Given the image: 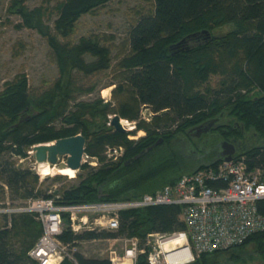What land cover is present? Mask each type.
<instances>
[{
    "label": "trees",
    "instance_id": "1",
    "mask_svg": "<svg viewBox=\"0 0 264 264\" xmlns=\"http://www.w3.org/2000/svg\"><path fill=\"white\" fill-rule=\"evenodd\" d=\"M109 1L57 2L52 31L42 22L46 9L29 11L24 0L9 1L7 12L22 19L18 28L33 29L46 38L58 70L57 79L41 93L30 89L23 74L4 84L0 92V183L8 189L12 208L16 202L20 205L51 195L42 192L36 174L3 156L25 159L34 145L79 134L85 141V153L101 164L95 170H81L76 184L62 193L61 204L136 199L174 184L196 168H207L210 160L192 167L172 141L218 117L230 119L212 129L222 139L250 138L235 157L244 156L248 170H264V0H144L148 8L135 13L136 19L117 47L114 64L113 44L108 46L105 37L90 35L77 44L68 41L82 16ZM87 56L91 62L85 60ZM109 69L118 80L113 83L112 101L104 104L97 98L70 105L81 92L73 73L92 76ZM214 77L217 82L213 84ZM143 105L153 116L149 122H136L135 129L145 136L130 141L127 136L133 131L122 134L107 126L108 117L114 115L137 121ZM163 110H167L165 115H157ZM160 138L161 144L136 158ZM108 145L124 148L115 163H104L102 153ZM2 187L0 197L5 193ZM0 203L3 208L4 200ZM256 207L264 217V200ZM180 211L179 206H157L121 212L115 231L74 234L66 221L58 239L79 245L136 238L141 246L150 233L184 231ZM41 234V225L31 214H0V264H36L27 253ZM75 257L77 264H110L108 259H88L79 253ZM61 264L72 263L64 259ZM135 264H148L147 252ZM190 264H264V238L256 235L229 250L201 254Z\"/></svg>",
    "mask_w": 264,
    "mask_h": 264
},
{
    "label": "built area",
    "instance_id": "2",
    "mask_svg": "<svg viewBox=\"0 0 264 264\" xmlns=\"http://www.w3.org/2000/svg\"><path fill=\"white\" fill-rule=\"evenodd\" d=\"M103 102L108 101L103 99ZM144 106L140 109L139 120L149 122L153 113L144 109ZM111 118L108 117V127H112ZM135 123L120 119L125 132L135 130ZM127 139L137 140L131 136H127ZM123 154V147L106 146L105 162L115 163ZM26 159L33 169L31 149L27 151V157L21 160ZM82 165L93 170L99 163L96 157H90L83 151L80 160ZM55 189L54 186L48 190L50 198H30L13 209H0L5 214H31L41 225L42 234L27 253L36 264H61L64 259L77 264V245L64 244L58 239L66 221L74 234L99 228L115 231L119 226L118 217L121 212L157 206H179V219L186 229L172 234L150 233L141 246L136 238L125 240L122 261L116 262L117 258L111 256L110 264H135L137 257L146 252L148 264H174L168 261L169 254L174 251L182 261L179 264H190L201 254L229 250L256 235L264 238V217L256 207L258 201L264 200V170H248L244 156L182 175L174 184L136 199L61 204L62 196L55 193ZM173 237H178L180 244L168 242Z\"/></svg>",
    "mask_w": 264,
    "mask_h": 264
},
{
    "label": "rangeland",
    "instance_id": "3",
    "mask_svg": "<svg viewBox=\"0 0 264 264\" xmlns=\"http://www.w3.org/2000/svg\"><path fill=\"white\" fill-rule=\"evenodd\" d=\"M9 1L10 0H0V92L2 91L4 84L12 82L17 75L23 74L27 79L30 89L35 93H41L43 90L50 87L58 77V70L54 58L45 37H42L33 29L25 27L18 28V25H21L22 23V19L16 13L9 14L7 12ZM60 1L62 0H24L23 6L29 11L39 7L46 9L47 11L42 18V22L52 31L53 23L57 18L54 7L56 3ZM139 8L146 10L148 5H146L144 0H111L103 7L95 10L94 13L82 16L68 41L71 44H77L80 38H87L90 35L105 37L108 46L113 44L111 47V58L112 64H114L117 47L125 38L131 24L136 19L137 16L135 13L140 10ZM109 36L113 37L114 40L111 41L108 38ZM61 42H66V40L61 39ZM85 60L87 62L92 61L88 56L85 57ZM73 79L75 86L79 88L81 92L76 95L74 101L70 102V105L79 101H92L97 98L102 102L103 99H106L108 101L106 103H109L112 101L111 93L115 87L113 83H117L118 81L115 79L114 73L111 69L92 76L73 73ZM216 82L217 78H212L211 83L214 84ZM88 87H93L94 89L90 93H85L84 90ZM226 120L227 118L223 117L217 123L218 127L224 126ZM139 121L142 120H139L138 115V120L135 122ZM133 132L134 133H131L128 136L136 139L145 136L144 131H136L135 129ZM218 142L219 139L216 140L215 138H212L206 143L204 137L202 139H195L190 138L187 135H177L173 139L172 145L182 158H190L193 160L196 156L202 153V145L208 144L217 146ZM31 148L32 147H30L29 150ZM105 148L106 147H104V151ZM104 151L102 156L104 157V163H106ZM3 160L14 161L17 167H31L28 159L22 161L20 158L11 157L9 154H5ZM20 160L22 162H20ZM98 163L99 165L96 168L101 164L99 161ZM96 168L94 167L93 170ZM81 170H88L87 165L80 166L73 178L67 177L68 175L64 173L57 175L52 173L46 176H39V174H36L38 177V186H40L42 192H45L46 194L49 189L55 186V193L62 196L64 191H67L71 186L76 184V176L81 173ZM56 177H59L60 179L54 180ZM2 185L3 184L0 183V187H2ZM2 189L5 193L4 195H1L0 202L4 200L3 204H5V206L0 209H13L14 207L12 208L10 205L8 189L5 190L4 187H2ZM19 203L20 202L14 203L15 207H17ZM0 214L5 213L1 211ZM7 214L8 213H6V215ZM102 230L109 231L105 228L97 229V231ZM125 240L129 239H101L82 242L77 245V249L79 254L88 259L109 260L111 256H115L117 258L116 262H120L124 255ZM111 252L113 255H111Z\"/></svg>",
    "mask_w": 264,
    "mask_h": 264
},
{
    "label": "water",
    "instance_id": "4",
    "mask_svg": "<svg viewBox=\"0 0 264 264\" xmlns=\"http://www.w3.org/2000/svg\"><path fill=\"white\" fill-rule=\"evenodd\" d=\"M144 109H149L148 106H144ZM167 113V110H163L159 112L157 115H165ZM221 119V117L210 119L190 130L186 133L187 136L190 138L200 139L201 136L207 135L212 128H214L215 124L218 123V121ZM110 125L114 130H116L119 133H125L124 128L120 124V118L117 115L112 116ZM163 142V139H159L156 141L151 147H149L146 150H143L139 155L136 156V158L140 157L142 154L147 152L149 149L158 146ZM84 138L80 135L58 139L50 143L46 144H39L36 146H33L31 148L32 151V158L34 161V168L31 169L28 166L25 167L27 171L31 172L32 174H36L37 166L40 163H47L50 168H58V169H64L66 167L72 169L73 171H77L80 168V160L84 151ZM218 148H222L221 154L219 158L210 160L209 164H207V167H209L213 162H221V161H231L235 158V145L231 142L222 141L217 144ZM227 148V149H225ZM193 153V152H192ZM191 153V154H192ZM199 170L196 168L194 172Z\"/></svg>",
    "mask_w": 264,
    "mask_h": 264
},
{
    "label": "flooded vegetation",
    "instance_id": "5",
    "mask_svg": "<svg viewBox=\"0 0 264 264\" xmlns=\"http://www.w3.org/2000/svg\"><path fill=\"white\" fill-rule=\"evenodd\" d=\"M230 121V119L227 118L226 120V123H228ZM217 124H215L216 126ZM214 126V128H215ZM212 128V129H214ZM210 130V132L207 134V135H204V136H201L200 139H202L203 137L205 138L206 140V143L211 140L212 138H215L216 140L219 139V142H222V141H226V142H231L235 145V154L238 153L237 151L240 150L241 147L247 145L249 143V136H244V138L242 139V141H239V140H234V139H229V140H224L222 139L220 136H219V133L217 131H213V130ZM214 132V133H213ZM210 147V148H209ZM212 148V149H211ZM201 149H202V153L199 154L198 156H196L193 160L190 159V158H185L186 161L188 163H190V165L192 167H195L203 162H206L208 160H213V159H216V158H219L220 157V154H221V150H223L221 147L218 148L216 147L215 145H202L201 146ZM227 149V148H225ZM127 164V163H126Z\"/></svg>",
    "mask_w": 264,
    "mask_h": 264
},
{
    "label": "bare ground",
    "instance_id": "6",
    "mask_svg": "<svg viewBox=\"0 0 264 264\" xmlns=\"http://www.w3.org/2000/svg\"><path fill=\"white\" fill-rule=\"evenodd\" d=\"M52 173L55 175L64 173V174L68 175L67 177L73 178L75 176L76 171H73L72 169H70L68 167H66L64 169H58L56 167L50 168L47 163H40L37 166V174H39L41 176L50 175ZM118 219H119V217H118ZM178 240H179L178 237H173L168 242H172V244H180V241H178ZM168 242H166V243H168ZM170 251H172V250H170ZM168 261H169V263H174V264H179L180 262H182L181 259L178 258V255L176 254L175 251L169 254Z\"/></svg>",
    "mask_w": 264,
    "mask_h": 264
}]
</instances>
